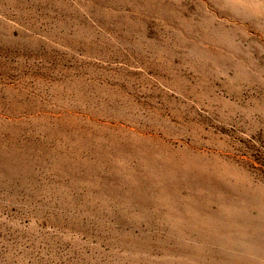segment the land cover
Returning <instances> with one entry per match:
<instances>
[{"label": "rangeland", "instance_id": "obj_1", "mask_svg": "<svg viewBox=\"0 0 264 264\" xmlns=\"http://www.w3.org/2000/svg\"><path fill=\"white\" fill-rule=\"evenodd\" d=\"M0 264H264V0H0Z\"/></svg>", "mask_w": 264, "mask_h": 264}]
</instances>
